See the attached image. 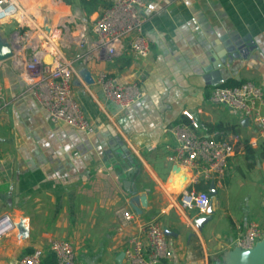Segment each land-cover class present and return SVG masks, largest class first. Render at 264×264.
Segmentation results:
<instances>
[{
    "label": "crops",
    "instance_id": "0c3cea01",
    "mask_svg": "<svg viewBox=\"0 0 264 264\" xmlns=\"http://www.w3.org/2000/svg\"><path fill=\"white\" fill-rule=\"evenodd\" d=\"M11 1L27 20L0 23V48L13 53L0 61V217L8 216L13 224L0 237V264H18L36 252L39 264H56L49 248L56 239L73 243L78 263L124 264L119 257L135 232L134 223L122 225L124 210L140 222L157 220L167 232L169 259L162 264H212L214 256L233 248L248 223L264 229L263 213L243 225L230 220L225 235L216 233L213 220L198 232L194 220L205 213L180 207L181 195L190 187L181 180L187 171L167 161L175 142L164 132L185 122L181 113L187 110L203 131L251 137L252 128L237 112L212 104L209 97L212 89L231 81L250 82L264 91V0H141L142 35L150 43L146 59L126 45L113 58L93 50L92 23L107 8L104 3L115 0H101L103 5L90 14L79 0L69 5ZM83 31L86 42L79 46L75 40ZM247 36L252 47L242 49L243 57L210 68L213 53L223 48L221 39ZM51 49L73 60L83 80L73 79L72 91L90 133L51 123L25 93L29 74L24 62L35 50ZM85 73L91 84L84 81ZM101 73L119 84H137L142 97L124 109L107 101L96 84ZM260 145L264 140L252 149L251 159L245 151L228 161L223 179L215 184L213 216L224 214L221 199L231 177L244 169L258 171L264 208Z\"/></svg>",
    "mask_w": 264,
    "mask_h": 264
},
{
    "label": "built area",
    "instance_id": "2783aa9c",
    "mask_svg": "<svg viewBox=\"0 0 264 264\" xmlns=\"http://www.w3.org/2000/svg\"><path fill=\"white\" fill-rule=\"evenodd\" d=\"M141 6V0H115L105 9L91 26V32L95 36L93 50L99 54L104 53L107 58H113L126 45L136 57L146 59L150 53V43L142 35L143 18L139 13ZM18 13L23 14L11 0H0V23L18 22L15 16ZM43 38L49 43L45 34ZM84 42L85 31L76 40L79 46ZM23 66L29 74L25 93L33 96L51 123H63L83 133L92 131L72 91L73 79L83 83L73 60L65 58L56 50H35ZM96 84L100 86L107 101L122 109L130 107L143 95L137 84H119L103 73L99 74ZM209 100L214 105L237 112L250 125L252 132L251 137L246 139L238 132L203 131L193 114L187 110L181 113L185 122L164 130L175 142L167 161L172 166L187 171L182 176V182L190 187L184 189L179 205L183 210H196L199 214L206 213L210 196L209 187L201 190L197 185L211 182L219 184L230 159L243 154L247 147L257 148L259 142L264 140V117L261 114L264 91L261 88L250 82L237 87L219 86L212 89ZM121 215L124 227L133 223L135 225L134 234L125 241L122 249L124 264H162L169 259L164 230L157 220L140 222L128 210L122 211ZM12 229L13 224L8 216L0 217V237ZM263 237L264 229L250 222L235 239L233 247L249 249ZM49 248L56 257V264H81L76 261L71 241L51 240ZM40 257V252H36L24 257L18 264H39Z\"/></svg>",
    "mask_w": 264,
    "mask_h": 264
},
{
    "label": "water",
    "instance_id": "95a60500",
    "mask_svg": "<svg viewBox=\"0 0 264 264\" xmlns=\"http://www.w3.org/2000/svg\"><path fill=\"white\" fill-rule=\"evenodd\" d=\"M219 43L223 48H218L213 53V59L210 63L211 69L222 67L227 61L231 62L232 59L243 57L244 54L242 49L247 47L251 50L252 47L248 36L238 40L233 38L230 42H225L221 39ZM12 54L11 48H0V61L9 58ZM83 78L87 84L92 83V79L88 73H85ZM123 184L125 188L129 187V183L127 181ZM208 194L210 196V204L207 207L205 215L199 216L194 220L195 227L198 232L203 230V227L212 220L214 215L212 199L217 194L214 182L209 184ZM19 228H21V226ZM165 234H167V232H165ZM122 257L123 254H121L119 258L122 259ZM212 264H264V237L256 242L252 248L243 249L235 246L229 250H225L213 257Z\"/></svg>",
    "mask_w": 264,
    "mask_h": 264
},
{
    "label": "rangeland",
    "instance_id": "374dc122",
    "mask_svg": "<svg viewBox=\"0 0 264 264\" xmlns=\"http://www.w3.org/2000/svg\"><path fill=\"white\" fill-rule=\"evenodd\" d=\"M242 172L231 177L225 197L221 199L224 214H217L212 218L213 224L215 223V231L219 235H225L230 220L243 225L245 222L248 223L259 218L264 213L263 194L260 188L261 177L258 171L250 174L247 173V169H244Z\"/></svg>",
    "mask_w": 264,
    "mask_h": 264
},
{
    "label": "trees",
    "instance_id": "16d2710c",
    "mask_svg": "<svg viewBox=\"0 0 264 264\" xmlns=\"http://www.w3.org/2000/svg\"><path fill=\"white\" fill-rule=\"evenodd\" d=\"M61 1L67 5H69L71 3V0H61ZM79 2H80L82 9L87 14H90L91 12L96 11L100 5H103L101 0H79ZM104 5H106L107 8H109L111 6L107 3H104ZM241 84L242 83H240V82L231 81V82H227V83L223 84L221 87H237V86H240ZM258 151H259V155L263 156L264 155V146L260 145ZM246 152H247L246 153L247 158H249V159H251L255 154L254 150H252L249 147L246 148ZM208 187H209V185H206V186H204L202 184L197 185V188H199L201 190L207 189Z\"/></svg>",
    "mask_w": 264,
    "mask_h": 264
},
{
    "label": "bare ground",
    "instance_id": "6f19581e",
    "mask_svg": "<svg viewBox=\"0 0 264 264\" xmlns=\"http://www.w3.org/2000/svg\"><path fill=\"white\" fill-rule=\"evenodd\" d=\"M15 16H16V18L19 19L21 22H24V21L26 22V20H27V18L24 19L25 16H24V14H22V13H18V14H16ZM47 60H48V59H47ZM180 176H182V175H180ZM180 178H181V177H180ZM176 180H177V179H176ZM181 180H182V179H181ZM173 182H175V179L173 180ZM175 183H176V185H177L178 187H180L179 180H177Z\"/></svg>",
    "mask_w": 264,
    "mask_h": 264
}]
</instances>
